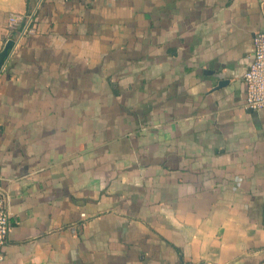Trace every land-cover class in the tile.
<instances>
[{"label":"crops","instance_id":"1","mask_svg":"<svg viewBox=\"0 0 264 264\" xmlns=\"http://www.w3.org/2000/svg\"><path fill=\"white\" fill-rule=\"evenodd\" d=\"M263 30L264 0H42L0 70L2 264H264Z\"/></svg>","mask_w":264,"mask_h":264},{"label":"built area","instance_id":"2","mask_svg":"<svg viewBox=\"0 0 264 264\" xmlns=\"http://www.w3.org/2000/svg\"><path fill=\"white\" fill-rule=\"evenodd\" d=\"M38 1L40 2H38L36 9L32 12L31 15H29L27 19H25L24 22L23 18L18 15L11 17V26H20L21 23H23V25L20 26L19 31L13 32V34H17V37L14 40L13 46L9 51V56L7 58L6 64L18 51L23 38L30 33L34 16H36V12L38 11L42 3V0ZM253 37L254 53L243 78L246 87L245 108L247 110L256 111L264 109V30L257 32ZM7 199L8 198L6 197L4 192L0 189V264H2L5 259L3 248L6 244L12 225L7 209Z\"/></svg>","mask_w":264,"mask_h":264},{"label":"rangeland","instance_id":"3","mask_svg":"<svg viewBox=\"0 0 264 264\" xmlns=\"http://www.w3.org/2000/svg\"><path fill=\"white\" fill-rule=\"evenodd\" d=\"M30 2V3H29ZM38 0H28V5H29V8H31V10L28 11V14L25 16V17H22L23 18V22L25 21V19H27L29 17V15L32 14V12L36 9L37 7V4H38ZM12 16H16V15H12ZM12 16H10L9 18V22H8V32H9V35H11L13 32H17L20 30V26L23 25V23H21L20 26H11V22H12Z\"/></svg>","mask_w":264,"mask_h":264},{"label":"water","instance_id":"4","mask_svg":"<svg viewBox=\"0 0 264 264\" xmlns=\"http://www.w3.org/2000/svg\"><path fill=\"white\" fill-rule=\"evenodd\" d=\"M17 37V34H13L11 39H9L4 48L2 49L1 53H0V70L2 69V67L6 64L7 62V58L9 56V51L10 49L12 48L13 46V42L14 40L16 39ZM223 83L220 84V86L222 85Z\"/></svg>","mask_w":264,"mask_h":264},{"label":"trees","instance_id":"5","mask_svg":"<svg viewBox=\"0 0 264 264\" xmlns=\"http://www.w3.org/2000/svg\"><path fill=\"white\" fill-rule=\"evenodd\" d=\"M30 3V2H29ZM29 10H31V8H29Z\"/></svg>","mask_w":264,"mask_h":264}]
</instances>
